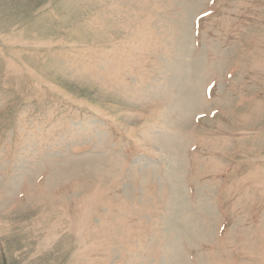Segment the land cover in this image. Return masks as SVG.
<instances>
[{
  "label": "rangeland",
  "instance_id": "1",
  "mask_svg": "<svg viewBox=\"0 0 264 264\" xmlns=\"http://www.w3.org/2000/svg\"><path fill=\"white\" fill-rule=\"evenodd\" d=\"M0 264H264V0H0Z\"/></svg>",
  "mask_w": 264,
  "mask_h": 264
}]
</instances>
